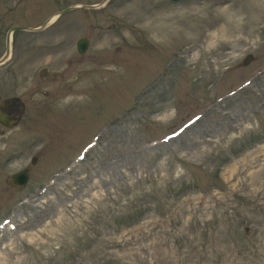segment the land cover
<instances>
[{
	"label": "rangeland",
	"instance_id": "1",
	"mask_svg": "<svg viewBox=\"0 0 264 264\" xmlns=\"http://www.w3.org/2000/svg\"><path fill=\"white\" fill-rule=\"evenodd\" d=\"M100 2L0 0V32ZM15 32L39 60L0 77L39 105L0 136V264H264V0H108Z\"/></svg>",
	"mask_w": 264,
	"mask_h": 264
},
{
	"label": "flooded vegetation",
	"instance_id": "2",
	"mask_svg": "<svg viewBox=\"0 0 264 264\" xmlns=\"http://www.w3.org/2000/svg\"><path fill=\"white\" fill-rule=\"evenodd\" d=\"M16 33L17 32H12L8 39L9 32H0V48L2 49L0 59L3 60L8 58L6 61L4 60L0 69L6 68L10 70L11 65L17 66L18 62L16 63V59L14 60L13 51H24L25 48L28 50L29 45H31L32 48V51L30 52L32 62H37L39 60V34L30 37L23 33H21V35H16ZM14 75L15 76L10 72V77H0V118H2V121L0 120V136L7 134L10 130H17L20 125L25 123L23 120L25 115L35 116L37 114L39 103L36 101L39 98L35 96L38 90L34 88L30 97H22V92L18 91L20 78L16 71L14 72ZM34 99H36V101H34ZM30 110L32 111L31 115L29 113ZM29 121L33 122L34 120L32 119ZM29 121H27V123ZM2 148L6 149L5 142L2 144ZM3 162L4 164L8 162L7 156H4Z\"/></svg>",
	"mask_w": 264,
	"mask_h": 264
},
{
	"label": "water",
	"instance_id": "3",
	"mask_svg": "<svg viewBox=\"0 0 264 264\" xmlns=\"http://www.w3.org/2000/svg\"><path fill=\"white\" fill-rule=\"evenodd\" d=\"M106 0H102L101 3L105 2ZM172 2H177V1H185V0H170ZM77 6H70V7H67L65 9H62L58 12V14H61V13H64V12H67L73 8H76ZM87 7H90V8H93L95 7L94 5H90V6H87ZM51 19H48L46 21H44L40 27H44ZM15 29H17V27H14V28H11V30L9 32H12L14 31ZM87 40L84 39V38H81L77 41V50L78 52L80 53H83L86 48H87ZM246 59H250V56H247ZM0 120L2 121V118H0ZM35 162V159L33 158L31 163H34ZM28 172H29V169L28 168H22L21 170H19L18 172L12 174L9 176L8 180L9 182L12 184V185H15V186H23L26 182H27V178H28Z\"/></svg>",
	"mask_w": 264,
	"mask_h": 264
},
{
	"label": "bare ground",
	"instance_id": "4",
	"mask_svg": "<svg viewBox=\"0 0 264 264\" xmlns=\"http://www.w3.org/2000/svg\"><path fill=\"white\" fill-rule=\"evenodd\" d=\"M54 18H55V16L52 17L51 21H52ZM229 22H230V21H229V19H228V20H227V24H228ZM9 222H10V219H8V221H7L5 224L7 225ZM1 223L4 224L3 220H2ZM1 223H0V224H1ZM1 228H2V225H0V232H2V230H3V229H1ZM9 229H10L11 231H16V230H17V228H16L15 226H12V225L9 226Z\"/></svg>",
	"mask_w": 264,
	"mask_h": 264
}]
</instances>
